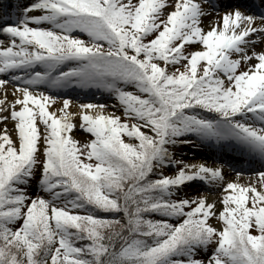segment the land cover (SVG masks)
Wrapping results in <instances>:
<instances>
[{
    "label": "snow or ice",
    "instance_id": "6c2138e0",
    "mask_svg": "<svg viewBox=\"0 0 264 264\" xmlns=\"http://www.w3.org/2000/svg\"><path fill=\"white\" fill-rule=\"evenodd\" d=\"M19 13L0 18V86L14 89L0 95V264H264V14L210 0ZM69 89L107 93L124 118L88 101L77 125L51 94ZM181 144L231 147L255 169L226 180L223 164L176 158ZM196 181L219 194H180Z\"/></svg>",
    "mask_w": 264,
    "mask_h": 264
},
{
    "label": "bare ground",
    "instance_id": "6f19581e",
    "mask_svg": "<svg viewBox=\"0 0 264 264\" xmlns=\"http://www.w3.org/2000/svg\"><path fill=\"white\" fill-rule=\"evenodd\" d=\"M9 2H11V5H10V7H13L14 6V4L18 7V6H20V8H23L25 5H27L28 3H31L32 1H30V0H12V1H7V0H5V2H3V4H0L1 5V7H3V8H5V7H7L8 6V4H9ZM219 3V2H218ZM233 3H238V2H232V0L231 1H229V2H227V1H224L223 2V4H221V2H220V4H221V6L222 7H224V6H229V5H231V4H233ZM257 4V6L258 7H261V9H262V7H264V6H262V4H264V0H251L250 1V4L251 5H255V4ZM239 4V3H238ZM241 5V4H240ZM245 9H247L248 11L250 10V9H248V6H249V4H247V5H242ZM2 8V9H3ZM20 14V13H19ZM208 20H209V17H204L203 18V23H204V26L205 27H208L209 25H208ZM255 50H257V51H259V50H261L262 48H264V44H260V43H257L255 46ZM254 62V61H253ZM0 78H2V79H6V78H8V74H0ZM3 89H7V92L6 93H4V91H3ZM13 91H14V89H13V83L12 82H9L8 84H6V85H4V86H0V95H4V94H6L7 95V99L10 101V100H12V99H14V96L12 95V93H13ZM84 102H88V101H91V100H83ZM102 101L103 100H101V101H97V102H94V103H98V102H101L102 103ZM91 102H93V101H91ZM52 106L54 105V103L53 104H51ZM51 105H50V108H52L51 107ZM112 108V107H111ZM57 109H59L58 107H57ZM74 112H77V114H78V112H79V109L76 111V109H72ZM68 111H69V109H68ZM72 111V112H73ZM106 111V110H105ZM106 112H116L117 114H120L121 115V113H119L118 112V109H110V111H106ZM175 155L178 157V158H180L181 160H184V161H188V160H190V163H196V162H203V163H205L206 165H208V166H216L217 164H223L222 162H221V160H219V159H216V158H213V157H211V156H208V157H206L205 155H203V154H197V153H194L193 152V149H184V152H181V151H179V150H177L176 152H175ZM192 159H195L194 161H192ZM233 169L234 170H239V171H241V172H245V171H252V170H254L255 169V166H246V167H244V168H232V167H228V168H226L225 166H224V169H223V171H224V174H225V178H226V180H228V179H231V180H235V179H237V177L235 176V173H234V171H233ZM239 179H241V180H244V179H246L245 177H240ZM185 187H191L192 188V192H196V191H201V189H203L207 194H206V196H207V198L209 199V200H211V199H214L215 197L213 196V193H216V195H218L219 194V189H210L207 185H205L202 181H196V182H192V183H189V184H187V185H185ZM196 187H200L201 189L199 190V189H197ZM183 190V189H182ZM217 208H218V205H217Z\"/></svg>",
    "mask_w": 264,
    "mask_h": 264
},
{
    "label": "rangeland",
    "instance_id": "374dc122",
    "mask_svg": "<svg viewBox=\"0 0 264 264\" xmlns=\"http://www.w3.org/2000/svg\"><path fill=\"white\" fill-rule=\"evenodd\" d=\"M210 2H212V0H210ZM6 18L9 19V22H11L10 17L6 16ZM0 39L6 41L7 40V37L2 34V36H1ZM78 91H80V90H78ZM85 91H87V90H85ZM78 95L81 96L80 93L79 94H76L75 96H78ZM106 97L112 98L107 93H106ZM112 99L113 100H110V102H103V104L107 105V107L105 108L106 111H110V109H112L111 108V105L114 104V103H116L115 100H114V98H112ZM79 103H83V102H80L79 100H71V103H70L69 108H68L69 111H73L72 109H76V111H77L78 110V104ZM100 103H97V104H100ZM61 105H62V99H59V100L55 101L54 102V105L53 106L51 105V107L52 108H57V107L60 108ZM50 110H51V108H50ZM118 112L121 113L120 110H118ZM123 118L124 117H123V115L121 113V119H123ZM73 120H74V123H76L77 125H79V116H78V114H77V116L73 117ZM129 123L131 124V120L129 121ZM73 135L75 136V138L77 140H79L81 142H86L87 140H90L91 139L90 134L86 133L82 129H79L78 127H77L76 130H74ZM190 147H192V146L189 145V144H187V145L181 144V145H178L176 147L175 152L177 150H179L181 152H184V149H187V148H190ZM176 158H178V157L176 156ZM178 159H180V158H178ZM194 160L195 159H192V161H194ZM187 162H190V160H188ZM176 167H179V165H177ZM165 172H166V174H171V173L174 172V169L170 166L168 169L165 170ZM196 188L199 189V190L201 189L200 187H196ZM182 189L183 190H181V192H180V194L182 196L183 195H187V196L191 197V196H194V195L195 196H199L200 194H205V195L207 194L203 189H201V191H196V192H192L193 190H192L191 187H185L184 186ZM33 193H35V190L34 189H33ZM218 208H219V205H218ZM213 222L215 223V221H213Z\"/></svg>",
    "mask_w": 264,
    "mask_h": 264
}]
</instances>
